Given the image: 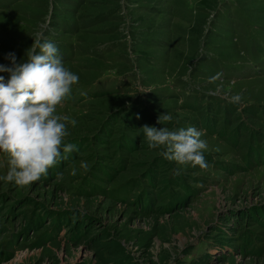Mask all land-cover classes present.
I'll list each match as a JSON object with an SVG mask.
<instances>
[{
	"label": "rangeland",
	"instance_id": "1",
	"mask_svg": "<svg viewBox=\"0 0 264 264\" xmlns=\"http://www.w3.org/2000/svg\"><path fill=\"white\" fill-rule=\"evenodd\" d=\"M41 38L79 77L56 108L77 150L0 180V264H264V0H0V64ZM143 125L203 129L209 166Z\"/></svg>",
	"mask_w": 264,
	"mask_h": 264
},
{
	"label": "clouds",
	"instance_id": "2",
	"mask_svg": "<svg viewBox=\"0 0 264 264\" xmlns=\"http://www.w3.org/2000/svg\"><path fill=\"white\" fill-rule=\"evenodd\" d=\"M5 59L10 64H0V72L8 73L7 80L0 75V154L6 157L7 171L0 180L23 187L46 178L50 168L77 150L75 144L64 142L69 135L67 125L75 126L77 121L56 114V108L71 95L79 77L64 66L57 45L43 38L31 45L22 62H17L11 52ZM241 100L237 94L229 102ZM171 120V114L162 113L156 122L164 125ZM140 129L148 147L161 149V155L168 161L201 169L209 166L204 155L208 144L201 139L203 129L150 125ZM80 167L88 170L89 164L81 161ZM180 171L177 169L176 174ZM76 172L73 167L71 174ZM56 175L62 177L63 173Z\"/></svg>",
	"mask_w": 264,
	"mask_h": 264
},
{
	"label": "trees",
	"instance_id": "3",
	"mask_svg": "<svg viewBox=\"0 0 264 264\" xmlns=\"http://www.w3.org/2000/svg\"><path fill=\"white\" fill-rule=\"evenodd\" d=\"M255 152H256V154L258 155V154H264V148L263 149H257V150H255ZM185 191H187L188 192V190L186 189Z\"/></svg>",
	"mask_w": 264,
	"mask_h": 264
}]
</instances>
